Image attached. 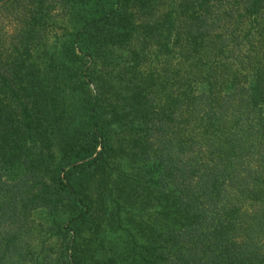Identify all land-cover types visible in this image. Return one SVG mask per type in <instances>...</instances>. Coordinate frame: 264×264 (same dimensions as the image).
Instances as JSON below:
<instances>
[{
    "label": "trees",
    "instance_id": "16d2710c",
    "mask_svg": "<svg viewBox=\"0 0 264 264\" xmlns=\"http://www.w3.org/2000/svg\"><path fill=\"white\" fill-rule=\"evenodd\" d=\"M0 264H264V0H0Z\"/></svg>",
    "mask_w": 264,
    "mask_h": 264
}]
</instances>
